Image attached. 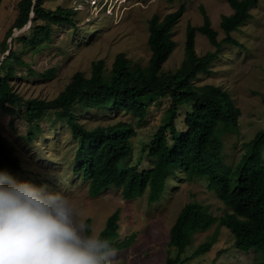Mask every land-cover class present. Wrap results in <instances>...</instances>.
Masks as SVG:
<instances>
[{
    "label": "trees",
    "instance_id": "obj_1",
    "mask_svg": "<svg viewBox=\"0 0 264 264\" xmlns=\"http://www.w3.org/2000/svg\"><path fill=\"white\" fill-rule=\"evenodd\" d=\"M226 1L233 9L231 15L222 18L226 37L219 41V33L203 8L204 23L187 28L185 59L177 70L164 71L163 67L177 47L174 28L184 7L163 18L154 15L150 19L148 44L151 57L146 66L134 64L124 53L117 55L111 70H107L105 60L94 61L90 76L76 72L66 87L50 100L26 98L16 90L13 83L16 70L10 61L13 60L16 66L24 65V62L8 46V40H14L15 30L23 29L31 21L33 38L20 37L25 40L26 48L49 41L55 26H74V10L59 7L50 12L45 9V0H21L18 16L1 42L2 53H9L0 63V116L4 113L22 118L29 127L28 140L31 142L43 132L42 122L47 118L66 125L77 143L74 170L88 182L91 197L117 187L123 189V196L128 200L147 193L148 202L153 204L163 198L169 179L180 172H184L188 180L208 179V188L217 193L228 211L222 216H214L199 202L184 205L171 227L170 251L164 264H184L187 259L182 256L196 233L207 231L215 224L230 231L236 249L248 252L258 248L264 258V130L246 144L247 150L238 163L225 168L226 139L230 133L239 130L242 111L223 87L196 84L201 73L209 72L223 43L241 45L232 33L252 17L251 9L259 3V0ZM198 32L207 36L216 47L215 51L205 55L197 53ZM48 72L53 77L55 70ZM163 100L168 102V107L162 124L145 146L150 166L143 169L131 164L133 139L137 135L132 122L117 121L88 127L79 120L77 113L79 108L121 109L131 113L141 124L149 115L150 106L160 105ZM0 168L3 171L21 168L17 149L2 133L1 126ZM86 223L92 234L91 219ZM119 229L120 211L116 210L98 235L107 239L116 251L129 248L135 239L132 234L125 240H114ZM214 244L215 239L200 244L193 257L209 252ZM250 264H264V260Z\"/></svg>",
    "mask_w": 264,
    "mask_h": 264
},
{
    "label": "rangeland",
    "instance_id": "obj_2",
    "mask_svg": "<svg viewBox=\"0 0 264 264\" xmlns=\"http://www.w3.org/2000/svg\"><path fill=\"white\" fill-rule=\"evenodd\" d=\"M20 1L3 0L0 6V63L9 53H2L1 42L18 16ZM59 7L74 10V26H55L51 40L27 49L25 40L20 37L33 38L31 27L34 25L30 21L23 29L15 30L14 40H8V46L24 62V65L16 66L12 60L10 65L16 70L14 87L26 98L53 99L76 72L90 76L92 63L100 59L105 60L107 70H111L120 53L126 54L134 64L146 66L151 57L148 44L150 19L154 15L163 18L184 7L174 28L177 47L163 67L164 71L173 72L185 59L188 26L204 23L203 8L219 33V41L226 37L222 18L233 13L226 0H45L47 11L53 12ZM251 14L252 17L232 33L241 45L223 43L209 72L201 73L196 80L198 86L223 87L242 111L239 130L230 133L226 139L225 168L238 163L247 150L246 144L264 130V0H259ZM215 50L207 36L198 32L197 53L205 55ZM52 70H55L53 77L48 72ZM167 107L166 100L160 105H151L149 115L141 124L131 113L121 109L79 108L77 113L79 120L88 127L117 121L132 122L137 135L133 139L131 164L143 169L150 166L145 146L162 124ZM0 126L21 158L19 170L3 171L0 168V172L19 183L66 195L77 209L83 210L85 222L91 219L92 234L99 235L108 217L116 210L120 211L119 235L114 240L122 241L132 234L135 239L129 248L116 251L113 264H164L170 251L171 227L187 203L199 202L214 216H222L228 211L217 193L208 188L207 178L188 180L184 172L169 179L163 198L153 204L148 202L147 193L128 200L123 196V189L117 187L91 197L88 182L74 170L77 143L66 125L45 119L43 132L33 142L28 140L27 123L19 116L3 113ZM212 239L215 244L209 252L193 257L200 244ZM182 258L187 259L184 264H250L264 260L258 248L248 252L236 249L230 231L217 224L207 231L197 232Z\"/></svg>",
    "mask_w": 264,
    "mask_h": 264
},
{
    "label": "clouds",
    "instance_id": "obj_3",
    "mask_svg": "<svg viewBox=\"0 0 264 264\" xmlns=\"http://www.w3.org/2000/svg\"><path fill=\"white\" fill-rule=\"evenodd\" d=\"M115 256L66 195L0 172V264H113Z\"/></svg>",
    "mask_w": 264,
    "mask_h": 264
},
{
    "label": "water",
    "instance_id": "obj_4",
    "mask_svg": "<svg viewBox=\"0 0 264 264\" xmlns=\"http://www.w3.org/2000/svg\"><path fill=\"white\" fill-rule=\"evenodd\" d=\"M32 17H34V15H32Z\"/></svg>",
    "mask_w": 264,
    "mask_h": 264
}]
</instances>
